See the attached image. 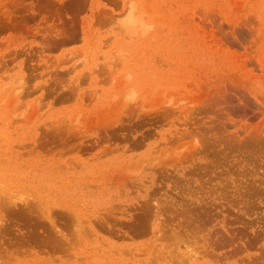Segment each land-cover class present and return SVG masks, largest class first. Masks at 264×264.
<instances>
[{"label":"rangeland","instance_id":"rangeland-1","mask_svg":"<svg viewBox=\"0 0 264 264\" xmlns=\"http://www.w3.org/2000/svg\"><path fill=\"white\" fill-rule=\"evenodd\" d=\"M263 189L264 0H0V264H264Z\"/></svg>","mask_w":264,"mask_h":264},{"label":"bare ground","instance_id":"bare-ground-1","mask_svg":"<svg viewBox=\"0 0 264 264\" xmlns=\"http://www.w3.org/2000/svg\"><path fill=\"white\" fill-rule=\"evenodd\" d=\"M131 11H133V10H131ZM126 21H127V22H126V24H125V29H126V30H129V29L136 28V27L138 26V24L142 23L143 20H142V19H136L133 15H131L130 18H128V20H126ZM142 29H143V28H142ZM144 29H145V28H144ZM137 30H138V29H137ZM112 64H113V63H112ZM114 72H115V70H114ZM110 73H111V72H110ZM131 76H132L131 74H128V75H127V77H126V81H127V82L130 81ZM126 81H125V82H126ZM118 82H119V81H118ZM119 83H120V82H119ZM123 88H124V87H123ZM123 90H125V93L123 92V95L125 94V96H126V98H127V99L125 100V101H127L126 103H128V101H129V102H131V101H133V102H134V101H137V99L139 98V92H138V90L135 89V88H133L132 86H131V87H130V86H129V87H126V88H124ZM123 90H122V91H123ZM122 97H123V96H122ZM171 100H172V99H171ZM168 102H169V100H168ZM174 102H175V101H174ZM180 102H181V101H180ZM169 103H170V102H169ZM176 103H177V102H176ZM133 104H134V103H133ZM129 105H130V103H129ZM176 105H177V104H176ZM179 105H180V106H179ZM179 105L176 106V107H175V106H171L172 110L174 111V109H178V108H181V107L183 106L182 103L179 104ZM168 106H169V104H168ZM170 111H171V110H170ZM173 111H171V112H173ZM180 111H182V110H180ZM187 111H189V110H187ZM187 111H186V112H187ZM202 112H203V111H202ZM183 113H185V112L183 111ZM197 113H198V112H197ZM180 114H181V113H180ZM195 114H196V113H195ZM185 115H186V114H185ZM199 115H200V114H199ZM201 115H202V114H201ZM186 116H187V115H186ZM184 118H185V117H184ZM187 118H188V117H187ZM179 119H180V118H179ZM203 119H204V118H203ZM179 121H180V120H179ZM179 121H178V122H179ZM204 121H205V120H204ZM194 122H195V121H194ZM198 122H199V121H198ZM184 123H185V121H184ZM202 123H203V122H202ZM207 123H208V122H207ZM207 123L204 124V126L202 127V129H204V130H208V129H209V126H207V125H208ZM173 124H174V123H173ZM193 124H194V123H193ZM185 126H186V125H185ZM185 126H184V127H185ZM182 127H183V126H182ZM182 127H181V130H182ZM188 127H189V126H188ZM188 127H187V128H188ZM228 127H229V126H228ZM199 128H200V126H199ZM175 129H176V128H175ZM184 129H185V128H184ZM197 129H198V128H197ZM200 129H201V128H200ZM204 130H203V131H204ZM192 131H193V130H192ZM192 131H191V132H192ZM195 131H196V130H195ZM203 131H202V132H203ZM172 132H174V130H173ZM172 132H171V133H172ZM202 132H201V134H202ZM189 133H190V132H189ZM195 133H196V132H194L193 134L195 135ZM175 134H176V133H175ZM175 134H174V135H175ZM178 134H179V133H178ZM191 134H192V133H191ZM193 134H192V135H193ZM198 134L201 135L200 132H198ZM187 135H189V134H187ZM196 135H197V134H196ZM196 135H195V136H196ZM199 135H197V136H199ZM229 135H230V134H229ZM227 136H228V134H227ZM232 136H233V135H231V138H232ZM234 136H235V135H234ZM234 136H233V137H234ZM173 137H174V136H173ZM183 137H184V136H183ZM185 137H186V136H185ZM229 137H230V136H229ZM108 138H109V137H108ZM181 138H182V137H181ZM102 139H103V138H102ZM173 139H174V138H173ZM175 139H176V138H175ZM175 139H174V140H175ZM232 139H233V138H232ZM171 142H172V141H171ZM139 146H140V145H139ZM184 146H185V144H184ZM91 147H92V145H91ZM92 148H93V147H92ZM182 148H183V147H182ZM186 148H188V147H186ZM200 148H201V147H200ZM200 148H197V150H198V149L200 150ZM202 148H203V147H202ZM202 148H201V150H200V153H201V151L204 150V149L202 150ZM88 149H90V148H87V150H88ZM195 149H196V148H195ZM80 150H81V149H80ZM164 150H165V149H164ZM178 150H179V149H178ZM186 150L189 151V152H191L192 150H194V148L191 149V150H189V149H186ZM181 151H182V150H181ZM187 151H186V152H187ZM175 152H176V151H175ZM177 152H179V151H177ZM177 152H176V153H177ZM194 152H195V151H193V152H191V153H188V152H187V153H188L189 155H190V154H192V155H195V154H196V155H197V151L195 152V154H194ZM202 153H203V152H202ZM169 154H170V153H169ZM172 154H173V153H172ZM178 154H179V155H178ZM180 154H181V156H183V155H184L183 151H182L181 153H177V154H176L177 156L175 155V156H174L175 158L172 157V159H173V158L176 159V158L178 157V158H177V160H178L179 157H180ZM188 154H187V155H188ZM165 155H166V154H165ZM173 155H174V154H173ZM185 155H186V154H185ZM189 155H188V156H189ZM200 155H201V154H200ZM186 157H187V156H186ZM199 157H200V156H199ZM201 157H202V155H201ZM187 158H189V157H187ZM166 159H168V160L170 159V161H171V163H172L171 157L169 158V157L167 156ZM188 160H189V159H188ZM201 160H202V159H201ZM201 160H200V161H201ZM160 161H161V160H160ZM163 161H164V162H168L167 160H163ZM178 161H179V160H178ZM190 161H191V160H190ZM196 161H197V160H196ZM187 162H188V161H187ZM191 162H192V161H191ZM204 162H205V161H204ZM178 163H179V162H178ZM181 163H182V161H181ZM187 164H188V163H187ZM192 164H193V163H192ZM143 165H144V163H143ZM151 165H152V163H151ZM153 165H154V164H153ZM189 165H190V164H189ZM197 165H198V163L196 164V167H197ZM203 165H204L205 167L207 166V165H205V164H203ZM208 165H209V164H208ZM147 166H148V165H147ZM174 166H175V165H173V167H174ZM181 166H182V165H181ZM187 166H188V165H187ZM198 166H200V164H199ZM209 166H210V165H209ZM182 167H183V166H182ZM200 167H201V166H200ZM200 167H199V168H200ZM205 167H204V169H205ZM179 168H180V167H179ZM187 168H188V167H187ZM208 168H209V167H208ZM210 168L213 169L212 166H210ZM169 169H171V168H169ZM180 169H181V168H180ZM195 169H196V168H195ZM195 169H194V170H195ZM167 170H168V169H167ZM196 170H199L198 167H197ZM215 170H217V168H216ZM205 171H206V170H205ZM213 171H214V170H213ZM178 172H179V171H178ZM185 172H186V171H185ZM196 172H197V171H196ZM209 172H211V170H210ZM167 173H168V172H167ZM191 173H194L192 169H191ZM214 173H215V171H214ZM129 174H130V173H129ZM131 174H132V173H131ZM170 174H171V173H170ZM181 174H182V173H181ZM196 174H197V173H196ZM196 174H195V176H196ZM199 174H200V172H199ZM132 175H133V174H132ZM172 175H173V174H172ZM191 175H192V174H191ZM200 175L202 176L203 174H200ZM204 175L207 176V175H209V174L207 173V174H204ZM217 175H218V174H217ZM139 176H140V175H139ZM139 176H138V177H139ZM182 176H183V175H182ZM184 176H185V175H184ZM184 176H183V177H184ZM187 176H188V175H187ZM193 176H194V175H193ZM193 176H192V177H193ZM195 176H194V177H195ZM209 176H210V175H209ZM210 177H212V176H210ZM210 177H209V178H210ZM195 178H196V177H195ZM200 178H202V177H200ZM203 178H204V177H203ZM213 178H214V177H213ZM197 179H198V178H197ZM215 179H216V178H214L213 180H215ZM187 180H189V179H187ZM187 180H186V181H187ZM207 181H208V180H207ZM259 181H260V180H259ZM200 182H201V181H200ZM96 183H97V182H96ZM196 184H197V182H196ZM206 184H207V183H206ZM189 185H190V183H189ZM241 185H242V183H241ZM241 185L239 184L240 187H243V185H242V186H241ZM254 185H255V184H254ZM201 186H202V185H201ZM210 186H211V184H210ZM202 187H204V186H202ZM234 187H235V186H234ZM234 187H233V188H234ZM255 187H256V186H255ZM260 187H261V186H260ZM260 187L258 186L257 188H260ZM189 188H190V187H189ZM191 188H192V187H191ZM237 188H239V187H237ZM243 188H244V187H243ZM243 188H242V189H243ZM179 189H180V188H179ZM196 189H197V188H196ZM199 189H200V188H199ZM202 189H203V188H202ZM231 189H232V188H231ZM231 189H230V190H231ZM242 189H240V190H242ZM246 189H247V186H245V190H246ZM193 190H194V189H193ZM200 190H201V189H200ZM238 190H239V189H238ZM203 191H204V190H203ZM246 191H249V190H246ZM246 191H245V192H246ZM258 191L261 192L262 190L260 189V190H258ZM195 192H196V191H195ZM200 192H201V191H200ZM209 192H211V191L209 190ZM234 192H235V191H234ZM240 192H241V191H240ZM245 192H243V193H245ZM260 192H257L256 194L259 193V195H260ZM263 192H264V189H263ZM263 192L261 193V195L264 197V193H263ZM187 193H188V191H187ZM228 193H229V192H228ZM191 194H192V193H191ZM191 194H190V195H191ZM205 194H206V193H205ZM229 194H230V193H229ZM229 194H228V196H229ZM238 194H239V193H237V195H238ZM240 194H241V193H240ZM254 194H255V193H254ZM206 195H207V194H206ZM242 195H243V194H242ZM259 195H258V196L256 195V196H257V197H256L257 199H260V198H258V197H261V195H260V196H259ZM198 196H199V195H198ZM230 196H231V194H230ZM234 196H235V195H234ZM201 197H202V196H201ZM224 197H226V196H224ZM244 197H246V196H244ZM254 197H255V195H254ZM196 198H197V196H196ZM226 198H229V197H226ZM231 198H232V197H231ZM231 198H230V199H231ZM201 199H202V198H201ZM241 199H242V198H241ZM257 199H256V200H257ZM12 200H13V199H12ZM22 200H23V199H22ZM22 200H21V201H22ZM193 200H194V199H193ZM224 200H227V199H224ZM228 200H229V199H228ZM228 200H227V201H228ZM256 200H255V198H254L252 201H253V203L256 204V206H257V203H255ZM13 201H14V200H13ZM27 201H28V200H27ZM230 201H231V200H230ZM230 201H229V202H230ZM246 201H247V200H246ZM254 201H255V202H254ZM258 201H259V200H258ZM3 202H4V201H3ZM17 202H18V201H17ZM41 202H42V201H41ZM206 202H207V201H206ZM76 203H77V202H76ZM201 203H202V201H201ZM207 203H208V202H207ZM207 203H206V204H207ZM219 203H220V202H219ZM219 203L217 204V205H218L217 207H220V206H219ZM253 203H252V204H253ZM258 203H259V202H258ZM2 204H3V203H2ZM30 204H31V203H30ZM74 204H75V203H74ZM198 204H199V203H198ZM215 204H216V203H215ZM215 204H213V205H215ZM223 204H224V203H223ZM252 204H251V205H252ZM76 205H77V204H76ZM37 206H38V205H37ZM77 206H78V205H77ZM205 206H206V205H205ZM210 206H212V205L210 204ZM38 207H39V206H38ZM38 207H36V208H38ZM72 207H73V206H72ZM75 207H76V206H75ZM189 207H190V206H189ZM34 208H35V204H34ZM187 208H188V207H187ZM207 208H208V207H207ZM215 208H216V207H215ZM261 208H262V207H261ZM11 209H12V208H11ZM32 209H33V208H32ZM202 209H203V208H202ZM211 209H212V208H211ZM218 209H219V208H218ZM220 209H221V208H220ZM254 209H255V208H254ZM263 209H264V208H263ZM203 210H204V209H203ZM208 210H209V209H208ZM212 210H213V209H212ZM212 210H211V211H212ZM256 210H257V209H256ZM41 211H42V210H41ZM193 211H194V210H193ZM204 211H206V210H204ZM258 211H259V210H258ZM261 211H262V209H261ZM261 211H260V212H261ZM45 212H46V211H45ZM194 212H195V211H194ZM17 213H18V212H17ZM67 214H68V213H67ZM196 214H198V213H196ZM250 214H251V213H250ZM250 214H249V215H250ZM254 214H255V213H254ZM69 215H70V214H69ZM72 215H73V214H71V216H72ZM252 215H253V214H252ZM257 215H258V214H257ZM214 216H216V214H215ZM72 217H74V216H72ZM77 217H78V216H77ZM195 217H196V216H195ZM252 217H253V216H252ZM260 217H262V216H260ZM243 218H244V217H243ZM256 218H257V217H256ZM48 219H49V218H48ZM51 220H52V219H51ZM258 221H259V219H258ZM258 221H257V222H258ZM263 221H264V220H263ZM0 222H1V221H0ZM247 223H250V221L248 222V220H247ZM251 223H253L252 220H251ZM261 223H263V222L261 221ZM255 224H256V223H255ZM251 225H252V224H251ZM254 226H255V225H254ZM262 226H263V225H262ZM90 228H91V227H90ZM248 228H249V227H248ZM250 228H251V227H250ZM94 229H95V228H94ZM252 229H253V228H252ZM258 229H259V228H258ZM256 231H257V230H256ZM256 231H255V232H256ZM259 231H261V230H259ZM154 233H155V232H154ZM257 233H259V232H257ZM83 235H84V234H83ZM156 235H157V233H156ZM258 235H259V234H258ZM157 236H158V235H157ZM179 236H180V235H179ZM182 236H183V235H182ZM256 236H257V235H256ZM176 237H177V235H176ZM254 237H255V236H254ZM159 238H160V237H158V239H159ZM183 238H184V237H183ZM256 238H257V237H256ZM259 238H260V237H259ZM261 238H264V237H261ZM178 239H179V238H178ZM261 243H262V242H261ZM178 244H179V243H178ZM263 245H264V244H263ZM177 246H178V245H177ZM187 247H188V246H187ZM176 248H177V247H176ZM176 248H175V249H176ZM177 250H178V249H177ZM178 251H179V250H178ZM262 251H263V250H262ZM179 252H180V251H179ZM169 253H170V252H169ZM175 253H176V251H175ZM184 253H185V252H184ZM192 253H193V252H192ZM182 254H183V252H182ZM189 254H190V255H189ZM260 254H261V249H260ZM176 255H177V254H176ZM176 255H175V256H176ZM180 255H181V253H180ZM180 255H177L178 258H179ZM187 255L190 256L188 259H186ZM187 255H186V257L182 256L183 258H185V261H184V259H181L182 262H183V261H184L185 263L188 262V261H186V260H189V262H191V260H193V258L196 257V256L191 255V252L188 253ZM194 255H196V254L194 253ZM170 256H174V255L171 254ZM170 256H169V257H170ZM177 256H176V257H177ZM176 257H175V258H176ZM182 257L180 256V258H182ZM170 258H171V257H170ZM250 258H251V257H250ZM173 259H174V258H173ZM257 259L260 260V258H257ZM2 260H3V259H2ZM169 260H170V259H169ZM196 260H197V259H196ZM175 261H177V260H175ZM262 261H263V260H262ZM155 262H156V261H155ZM167 262H168V261H167ZM170 262H172V261H170ZM189 262L186 263V264H189ZM3 263H4V262H3ZM6 263H7V262H6ZM260 263H261V260H260L259 264H260ZM262 263H263V262H262ZM4 264H5V263H4ZM192 264H194V263H192Z\"/></svg>","mask_w":264,"mask_h":264}]
</instances>
